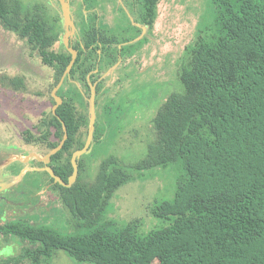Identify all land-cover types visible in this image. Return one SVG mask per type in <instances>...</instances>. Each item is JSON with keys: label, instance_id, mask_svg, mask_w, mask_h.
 Listing matches in <instances>:
<instances>
[{"label": "trees", "instance_id": "1", "mask_svg": "<svg viewBox=\"0 0 264 264\" xmlns=\"http://www.w3.org/2000/svg\"><path fill=\"white\" fill-rule=\"evenodd\" d=\"M212 1L214 26L186 46L177 72L182 88L170 93L157 110L146 154L131 165L137 171L169 164L182 168L171 199L150 209L160 226L151 227L158 220L150 217L153 223L144 231L138 217L123 224L105 219L115 192L133 177L117 157L108 156L90 178L83 154L76 181L69 187L55 184L62 190L72 227L58 246L73 262L264 264V0ZM140 2L139 21L151 27L159 0ZM0 26L15 33L30 55L52 71L53 106L52 88L71 59L62 41L59 9L52 13L36 0L28 5L0 0ZM91 29L84 26V41L72 44L77 57L57 90L62 103L55 113L52 108L43 111L35 126L38 133L23 132L27 143L43 145L47 153L62 139L64 122L68 137L50 165L65 182L73 171L71 155L87 137L89 82L95 84V107L107 90L95 82L97 74H90L98 62L97 50L110 54V66L146 42L133 39L140 29L127 37L105 33V39L100 31L101 41ZM25 78L1 74L0 84L22 91ZM100 136L95 124L93 141Z\"/></svg>", "mask_w": 264, "mask_h": 264}, {"label": "rangeland", "instance_id": "2", "mask_svg": "<svg viewBox=\"0 0 264 264\" xmlns=\"http://www.w3.org/2000/svg\"><path fill=\"white\" fill-rule=\"evenodd\" d=\"M22 1L25 5L34 2ZM36 1L46 3L52 13L58 8L54 7L55 0H50L53 6L47 0ZM100 12L112 23L115 14L109 8ZM213 13L212 0H159L157 18L149 32L150 42L134 57L114 65L111 69L115 70H103L101 86L108 88L104 96H98L95 119L101 136L92 142L91 151L82 159L90 178L108 156L117 157L133 177L115 192L113 206L110 205L105 219L123 224L138 217L142 219L143 231L153 223L151 219L158 220V225L154 223L151 227L160 226V220L150 216V209L161 200L171 199L182 168L179 164H169L137 171L131 165L146 154L147 145L153 139L152 119L161 104L170 93L181 90L177 72L185 60V48L193 43L198 33H207L214 26ZM1 74L26 77V89L22 91L0 84L1 157L26 156L29 152L42 157L46 152L43 145L28 144L23 132L29 129L38 133L35 126L43 111L52 108L49 98L52 71L30 55L24 41L15 33L0 26ZM15 164L21 165L19 161ZM37 165L40 163L35 160L28 164L30 167ZM27 177H33V173Z\"/></svg>", "mask_w": 264, "mask_h": 264}, {"label": "flooded vegetation", "instance_id": "3", "mask_svg": "<svg viewBox=\"0 0 264 264\" xmlns=\"http://www.w3.org/2000/svg\"><path fill=\"white\" fill-rule=\"evenodd\" d=\"M69 7L75 26L70 39L71 46L84 41L86 25L92 27L91 32L95 33L96 41L102 40L101 34L104 39L106 34L112 33L127 37L135 34L138 29L140 34L133 36V39L146 38V42L130 57H117V61L110 66H107L111 60L110 54L98 49L96 68L90 72L94 76L97 74V84H101L104 71L115 70L111 69L114 65L134 57L150 42L149 32L154 23L150 27L143 26L139 21V11L143 8L140 0H69ZM105 7L115 14L112 23L106 19L104 12H100ZM57 9L60 11L63 25L60 2ZM92 46H95V42ZM2 152L0 164L11 157L2 158ZM30 153L34 152L28 154ZM30 160H35L40 165L30 167ZM18 161L21 165L15 164ZM50 161L45 163L32 156L26 162L14 159L0 168V264H77L71 262L63 248L58 246L60 238L72 227L61 198L62 190L55 187L58 182L46 170V167H51ZM30 173H33V177H27ZM50 233H53V236ZM65 258L67 261L64 262Z\"/></svg>", "mask_w": 264, "mask_h": 264}, {"label": "water", "instance_id": "4", "mask_svg": "<svg viewBox=\"0 0 264 264\" xmlns=\"http://www.w3.org/2000/svg\"><path fill=\"white\" fill-rule=\"evenodd\" d=\"M59 2H60V7H61V14H62L63 28H64L62 41H63L65 48L70 52L71 59L69 63L67 64L65 70L63 71V74L61 75L59 81L52 88V91H51V95L55 100V103L52 106L53 113H55L57 107L63 101V99L57 94V90L62 85L65 76L69 75L72 65L77 57V50L74 49L70 45V39L74 34L75 26H74V23L72 21L71 14H70L69 0H59ZM89 85H90V96L88 98V103H89L88 132H87V137H86L83 147L80 149L74 150L71 155L70 161L73 167L72 173L69 175L68 180L65 182L60 176L54 173L53 169L50 166L46 167V170L49 172L50 176L53 177L56 182L64 186H67V187L71 186L76 181V178L78 175V159L83 154L89 153L91 151V144L93 141V134H94V129H95L96 107H95V84L89 82ZM61 122H62L63 131H64L62 139L60 140L58 145L50 149L43 157H39L36 153H30L26 156H11L5 159V161L0 164V168L7 165L14 159H18V160H22L26 162L32 156L35 157L39 161H43L45 163L49 162L51 160V156L62 148L65 140L68 137L66 125L64 124L62 120ZM20 176L21 174L18 175L17 177L20 178Z\"/></svg>", "mask_w": 264, "mask_h": 264}]
</instances>
